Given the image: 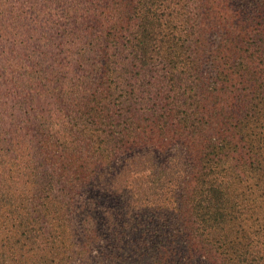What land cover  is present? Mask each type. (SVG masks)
Instances as JSON below:
<instances>
[{
    "label": "trees",
    "instance_id": "trees-1",
    "mask_svg": "<svg viewBox=\"0 0 264 264\" xmlns=\"http://www.w3.org/2000/svg\"><path fill=\"white\" fill-rule=\"evenodd\" d=\"M0 1V264H264V0Z\"/></svg>",
    "mask_w": 264,
    "mask_h": 264
},
{
    "label": "rangeland",
    "instance_id": "rangeland-1",
    "mask_svg": "<svg viewBox=\"0 0 264 264\" xmlns=\"http://www.w3.org/2000/svg\"><path fill=\"white\" fill-rule=\"evenodd\" d=\"M10 1H11V3L14 4V5H13L14 7H18V6H19V4H16V1H17V0H10ZM0 4H1V1H0ZM13 35L15 36V38L18 37L17 34H13ZM15 40H16V39H15ZM18 41H19V40H18ZM18 41H17V43H18ZM29 41H30V40H29ZM54 191H55V192H56V191L59 192L60 190H58V188L55 186V187H54ZM55 192H54V193H55ZM78 197H80V196H78V195H77V196H74V197H73V201L76 202L75 198H78ZM74 202H73V203H74ZM64 217H65V216H64ZM35 224L37 225V223H35ZM47 227H48V225H47ZM74 231H75V233H74L75 238H73V241L76 242V241H77V238H76V237H78V232H79V231H78V228H77V227H74ZM60 237H61L60 235H56V236H55V238H60ZM39 239H40V241H41V238H39ZM51 243L58 244L56 241H51ZM94 253H95V249H94V248H91L90 251H89V253H87L86 258H87L88 260L92 261V260H91V256H92ZM29 264H32V263H29Z\"/></svg>",
    "mask_w": 264,
    "mask_h": 264
}]
</instances>
